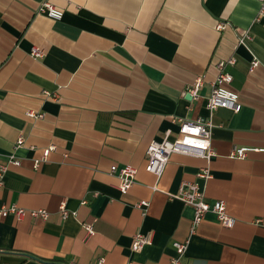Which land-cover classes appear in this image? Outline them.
Masks as SVG:
<instances>
[{
    "label": "crops",
    "instance_id": "1",
    "mask_svg": "<svg viewBox=\"0 0 264 264\" xmlns=\"http://www.w3.org/2000/svg\"><path fill=\"white\" fill-rule=\"evenodd\" d=\"M43 1L0 0V163L19 160L7 163L0 208L48 212L0 217V264H170L173 242L185 240V264H264L259 0H48L63 11L59 20L38 12ZM228 58L238 112L207 107L216 64ZM178 118L208 121L214 153H173L157 178L145 170V150L167 131L174 138ZM239 146L252 149L233 157ZM112 164L136 168L125 192ZM204 168L208 179L197 176ZM182 182L225 202L235 224L208 212L191 233L193 208L170 197ZM62 200L75 216L62 218ZM81 221L94 224L88 243ZM136 232H152V241L134 251Z\"/></svg>",
    "mask_w": 264,
    "mask_h": 264
},
{
    "label": "built area",
    "instance_id": "2",
    "mask_svg": "<svg viewBox=\"0 0 264 264\" xmlns=\"http://www.w3.org/2000/svg\"><path fill=\"white\" fill-rule=\"evenodd\" d=\"M38 12L55 20L61 19L63 15V11L48 0L39 4ZM255 19L257 21L264 19V0H259V8ZM227 24L226 21H219L216 28L218 30H223ZM245 37L246 35L241 36L239 42L243 43ZM31 55L40 57L42 55V50L33 47L31 49ZM233 63L234 58H228L227 60H221L216 64L218 73L213 81L211 93L207 100V107L211 110L219 107L228 108L234 112L240 110L241 104L238 101L239 95L230 87L232 74L226 69L228 64ZM257 64L258 60L254 59L251 66L254 67ZM200 86L201 79L199 78L189 89V94L193 99L198 98V90ZM28 115L34 116L35 114L33 112H28ZM37 116L40 117L42 115L38 114ZM176 121L178 124V133L174 138H170V132L167 131L162 139L151 141L145 150V170L155 175L157 178L162 174L170 155L173 153L196 155L206 159H209L214 153L211 144L210 123L208 121L202 118L196 120L178 118ZM22 141L23 139L19 137L17 145L21 144ZM51 149L52 148L45 149L43 153L44 156H46ZM251 149L252 148L246 146L236 147L232 152V156L236 158H244L247 152ZM8 162L16 165L19 164V160L13 156L8 157ZM7 163H0V187L3 185V176L7 168ZM35 163V165H37L38 162L36 161ZM110 172L117 174L120 180L118 189L121 192H125L134 182L136 168L130 164H124L121 166L118 164H112L110 166ZM197 176L202 179H208L210 173L207 168H204L197 174ZM152 189L157 190L156 185H153ZM170 197L177 198L184 204L193 208L194 215L191 222V233L194 232L197 224L208 212L214 213L219 223L224 227L230 228L236 222V219L227 213L225 202L220 200L209 202L205 197L203 189H201L196 182H182L178 190L174 194H171ZM81 203H86V200H83ZM137 205L147 206L148 202L146 200H141ZM59 212L63 219L69 216H75L77 213L75 210L68 209L64 200L59 203ZM9 214L14 215L17 219L23 218L26 215L41 218L43 220L48 217V212L45 209L21 208L16 204L0 208V217H5ZM80 224L83 229L81 241L83 243H88L95 233L94 224L90 221H81ZM151 241L152 232H136L132 238L131 249L134 251L140 250L145 245L150 244ZM187 245L188 240L173 242L175 256L171 259L170 264H185L183 257ZM102 260V258L99 259L100 262Z\"/></svg>",
    "mask_w": 264,
    "mask_h": 264
}]
</instances>
